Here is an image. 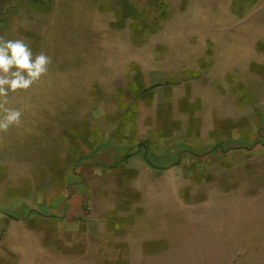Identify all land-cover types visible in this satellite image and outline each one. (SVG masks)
Listing matches in <instances>:
<instances>
[{
	"label": "rangeland",
	"instance_id": "374dc122",
	"mask_svg": "<svg viewBox=\"0 0 264 264\" xmlns=\"http://www.w3.org/2000/svg\"><path fill=\"white\" fill-rule=\"evenodd\" d=\"M0 36L53 61L7 98L23 113L0 132L7 262L96 264L83 231L47 236L43 205L76 191L72 221L97 229L166 187L196 215L183 231L214 237L199 257L264 264V0H0Z\"/></svg>",
	"mask_w": 264,
	"mask_h": 264
},
{
	"label": "crops",
	"instance_id": "0c3cea01",
	"mask_svg": "<svg viewBox=\"0 0 264 264\" xmlns=\"http://www.w3.org/2000/svg\"><path fill=\"white\" fill-rule=\"evenodd\" d=\"M256 147L258 148V144ZM126 155L129 154H124L122 159H125ZM69 193L70 197L67 200V205L63 200L60 203L61 205L57 204L55 206V201L51 200L41 208H46V213L50 217H47V215L44 217L47 224L50 225L46 230V234L53 241L57 230H66V236L71 237V239L81 238L82 236L79 237L78 232L83 231L85 240L98 242L93 247V249L97 247V251L100 252L99 255L95 254L96 258H92L96 264H210L204 256L199 257L196 253L214 249L213 245L208 244L213 241L212 238L214 237H204V235L198 233L188 234L183 231L178 220H192L196 215H193L190 211L191 207L186 203L180 202V204L173 207L171 188H135L133 193L140 196H137L138 201L131 205L129 211L127 210L126 213L128 214L123 213L120 216L114 214L115 218H110V220L102 218L101 223H99L100 228L97 229L94 226L98 225L95 222L91 223L93 221H87L86 219L83 223L72 221V214L76 211L75 204L81 200V195L76 191ZM26 208L28 211L33 210L30 205H26ZM174 208H177L176 213H173ZM61 211L62 215H58L56 219L58 223L55 225V215L61 213ZM107 212L111 213L107 210L104 217ZM61 216L66 219L61 218ZM127 216H130L128 221L125 218ZM63 220L67 222L64 223ZM151 220L155 222L157 227L144 230L139 226L141 221H145L150 225ZM41 234L44 233L41 232ZM202 239H205V246L200 244ZM216 241L218 240L216 239ZM226 241L229 242L230 237H225ZM184 244L187 245V250L180 248L181 245L185 247ZM74 256L76 255L74 254ZM6 258L9 259L6 255H0V260H3L0 263L11 264L6 261ZM18 264L24 263L19 261Z\"/></svg>",
	"mask_w": 264,
	"mask_h": 264
},
{
	"label": "clouds",
	"instance_id": "9594fccd",
	"mask_svg": "<svg viewBox=\"0 0 264 264\" xmlns=\"http://www.w3.org/2000/svg\"><path fill=\"white\" fill-rule=\"evenodd\" d=\"M52 62L44 52L34 54L23 40L0 36V132L22 123V111L7 106L9 93L32 87L48 73Z\"/></svg>",
	"mask_w": 264,
	"mask_h": 264
},
{
	"label": "trees",
	"instance_id": "16d2710c",
	"mask_svg": "<svg viewBox=\"0 0 264 264\" xmlns=\"http://www.w3.org/2000/svg\"><path fill=\"white\" fill-rule=\"evenodd\" d=\"M129 156H130V155H126V156H125V159H127Z\"/></svg>",
	"mask_w": 264,
	"mask_h": 264
}]
</instances>
